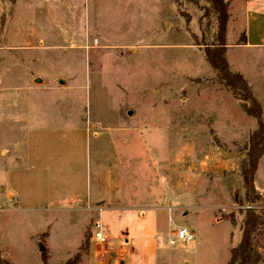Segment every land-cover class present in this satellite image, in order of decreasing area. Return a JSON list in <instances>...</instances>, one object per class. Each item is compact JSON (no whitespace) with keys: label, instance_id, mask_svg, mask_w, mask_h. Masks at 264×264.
<instances>
[{"label":"rangeland","instance_id":"obj_1","mask_svg":"<svg viewBox=\"0 0 264 264\" xmlns=\"http://www.w3.org/2000/svg\"><path fill=\"white\" fill-rule=\"evenodd\" d=\"M7 1L10 8L1 18L0 35L6 15L18 0ZM243 4L234 0L230 6L228 58L234 67L239 63L247 69L251 84L264 100V51L260 56L234 46L242 43L245 33L242 16L238 19ZM28 5L41 9L36 13L39 34L31 40L39 48L21 55L9 52L0 42L2 258L11 264H44L43 245L48 264H65L80 251L85 235L93 233L97 221L95 211L67 210L77 205L57 207L42 197L27 204L38 209L7 210L15 206V200L9 197L18 184L15 174L26 172L30 165L37 167L24 159L25 149L34 146L41 151L47 147L40 164L50 169L53 165L65 168L70 163L86 168L90 158L94 167L95 132L104 134L106 129L121 128L120 153L128 155L131 162L135 160L137 183L144 184L152 175L148 162L154 148L166 154L171 137L161 136L157 130H151L150 137L140 136L122 127L156 118L165 123L152 108L162 110V114L166 111L172 116L171 123H182L186 129L183 152L175 159L167 153L168 194L171 196L177 186L183 198L182 210L171 214L173 222L169 225L170 230L187 228L194 239L175 246L169 243V252L177 256L171 264H227L231 250L241 241L246 210L254 208L264 213V198L260 195L255 205H247L241 177L236 170L231 171L234 166L227 164H233L234 158L222 152L244 153L256 119L243 111L230 91L220 97H198L193 87L212 81L195 78L207 75L209 67L202 52L213 43L217 31L208 0H19V16L10 25V35L17 34L21 25L29 28L32 7ZM48 35L51 39L45 37ZM40 37L45 41L43 46ZM259 65L262 67L256 68ZM34 78L44 81L40 88L32 87L37 91L27 88ZM62 81H68L69 87L63 91L48 89ZM76 122L91 135V157L81 153L84 144L65 133ZM33 128L40 133L31 141L27 132ZM124 138L130 141L127 146L123 145ZM102 143L109 145L106 139ZM4 150L7 153L3 154ZM87 150L90 154V143ZM256 175L264 186V163ZM47 190L36 189V193L48 196L51 192ZM197 203L200 208L194 210ZM182 213L188 215L183 217ZM232 216L236 225L231 222ZM260 245L264 252V227ZM88 256L89 251L81 264H86Z\"/></svg>","mask_w":264,"mask_h":264},{"label":"crops","instance_id":"obj_2","mask_svg":"<svg viewBox=\"0 0 264 264\" xmlns=\"http://www.w3.org/2000/svg\"><path fill=\"white\" fill-rule=\"evenodd\" d=\"M242 1L244 4L241 8L242 13L240 11L238 12V19H240L239 15H241L244 20L242 25L245 33L243 34V41H240L242 43L238 41L234 43V46L239 50L244 49L252 51L254 55H258L264 51V0ZM18 2L19 0L13 6V10L10 14L7 11L8 14L5 17L6 20L0 35V42L5 43L4 46L9 52L21 55L24 53L27 55L30 53V49L39 48V45L31 43V40L36 38L39 34L36 20L38 15L36 13H38L39 10L41 11V9L35 5H28L32 7L29 11V13H31L30 22L28 20L29 25L27 22L29 28H24V30L21 25V29L17 34L10 35V25L15 24L19 16L17 9ZM9 8V1L0 0V23L3 14L6 13V10ZM24 13L26 15L28 14L27 8ZM24 34L26 36H24ZM45 37L50 38L49 35ZM44 44V39L40 37V45L43 46ZM230 48L231 45L227 42L226 56L231 70L244 76L246 81L250 83L255 96L264 108V100L258 95L251 84L248 77L249 75L246 71L247 69L243 67V65L239 66V63L234 67L230 62L228 58ZM202 55H204L203 52ZM261 55L262 53L260 56ZM208 67L206 76H198L195 78H208L212 81L197 83L194 84L193 87L196 89L198 97L204 95L220 97L224 91L227 92L229 90L218 84L216 73L211 69L209 64ZM261 67V65L256 66V68L259 69ZM43 84V80L34 78L27 88L33 89L32 91H37L36 89L38 88L32 87L40 88ZM69 85L70 83L68 81H62L58 86L54 84L49 85L48 89L63 91L62 89L68 88ZM237 102L240 105V101L237 100ZM151 111L152 113L156 112L155 116L161 117V119L164 118L165 123H161L159 119L156 118L155 121L149 120V122H144L146 124H128L127 126H123L122 130L128 127V131L134 134L137 133L140 136L149 137L152 136L151 130H157L158 134L161 136L171 137L168 152H171L172 159L177 158L179 156L178 153L181 154L183 152V136L186 130L184 125L182 123H171L172 116H169L166 111L163 114L162 110H160V112L156 109L153 111L151 108ZM131 114L132 113H130V116ZM74 117H72L73 120H76L77 116ZM168 121L170 122L169 124ZM83 126V124L76 122L74 128L72 127V129H69V131L65 133L71 139L73 138L75 141L79 140L82 145L84 144L85 146L81 147V153L84 154V157L89 155L91 157V135L86 128L83 129ZM143 129H145L147 133L143 131ZM256 129L257 126L251 131ZM120 132L121 128L106 129L104 130V134L95 132L94 136L97 144L95 153L97 157L94 161V167L92 166V160L90 158V166L86 165V168L70 163L65 168L53 165L52 169H50V166H43L40 164L43 156L42 153L47 150V147H43L41 151H37L34 146L30 147V149H25L23 153L24 159L31 160L37 167L30 165L26 172L22 171L15 174L18 176V184L16 185L15 192L9 195L11 200H15V206L7 210L25 211L38 209L35 206H29L27 204H32L41 197L44 200L48 199L50 204L57 207L70 204L77 205V208L69 207L67 210L95 211L97 220H100L106 228L107 242L105 244H97L91 241L86 264H171L172 260H177V256L169 252L171 251L170 249L168 250L169 242L175 237L178 228L176 230H170L169 223L173 222L170 216L174 214V212L179 213L182 210L181 204L183 198L177 186L174 188L171 196L168 194V152L163 155L160 148H158L159 150L156 147L154 148V153L148 162V169L151 170L152 175L151 177L149 176L146 181L144 180V184H138V175L136 176L135 174V167L137 165L135 160L131 162L128 155L120 153L118 147ZM38 133L40 132H37V130L33 128L27 132V136L29 135L30 140L33 141ZM102 139H106L109 145H104ZM123 140L124 146H127L130 142L126 138ZM89 143L90 154L87 150V145ZM173 145H175V148H173ZM84 147L85 149H83ZM216 149L219 150L218 148ZM222 152L234 158L233 164H230V162L227 164L235 167H233L231 171L236 170L237 173H239L240 164L245 158V152ZM4 153H7V151L4 150L3 154ZM104 158L106 163L104 162ZM108 163H110V165H108ZM175 163L177 165L178 162ZM262 163H264V157L260 161L259 167ZM130 164H132L131 167ZM212 166L213 164L210 163L209 167ZM104 169L107 170L106 174L104 173ZM176 172L177 169H175V173ZM259 181L260 179L256 175L255 186L257 192L264 198V186L263 184H259ZM140 186H143L142 189H140ZM39 187L44 190L48 189V193L51 192V194L43 196L40 193H36V189H40ZM20 188H22L23 191ZM198 195L197 198H199ZM193 199L196 200V196L193 195ZM23 203L26 205H23ZM199 208L197 203V206H194V210H198ZM63 210H66V208H63ZM164 213L168 215L164 216ZM187 215V213H182L183 217ZM93 244H95V250L92 252Z\"/></svg>","mask_w":264,"mask_h":264},{"label":"trees","instance_id":"obj_3","mask_svg":"<svg viewBox=\"0 0 264 264\" xmlns=\"http://www.w3.org/2000/svg\"><path fill=\"white\" fill-rule=\"evenodd\" d=\"M233 1L208 0L216 19L217 31L213 37V43L205 46L204 56L211 69L216 73L218 84L228 89L240 101V106L244 112L257 121V129L252 132L248 139V143L244 148L245 158L242 160L239 169L246 203L248 206H253L261 199L255 186V179L259 163L264 157V109L244 76L232 71L227 60L229 10ZM3 23L4 21L2 25ZM231 222L236 225L233 216ZM263 227L264 213H258L254 208L247 209L242 226L241 241L231 250L230 260L227 264H264V252L260 251V238L263 236ZM46 235L47 233L41 235V239ZM91 235L88 233L85 235L80 251L65 264H81L83 255L90 249ZM43 254L45 255L44 264H48L46 250ZM0 264L11 263L4 260L0 254Z\"/></svg>","mask_w":264,"mask_h":264},{"label":"built area","instance_id":"obj_4","mask_svg":"<svg viewBox=\"0 0 264 264\" xmlns=\"http://www.w3.org/2000/svg\"><path fill=\"white\" fill-rule=\"evenodd\" d=\"M194 239V235L185 227H180L175 233V237L170 240V245L175 246L178 242L190 243ZM92 241L97 244H105L107 242L106 228L100 220L96 221L93 228Z\"/></svg>","mask_w":264,"mask_h":264},{"label":"water","instance_id":"obj_5","mask_svg":"<svg viewBox=\"0 0 264 264\" xmlns=\"http://www.w3.org/2000/svg\"><path fill=\"white\" fill-rule=\"evenodd\" d=\"M40 250H41V252H44L46 250L45 246L40 245Z\"/></svg>","mask_w":264,"mask_h":264}]
</instances>
